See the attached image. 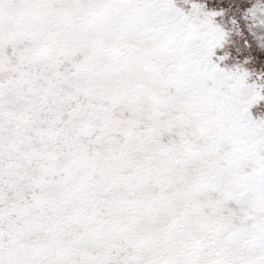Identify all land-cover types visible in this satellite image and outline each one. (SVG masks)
Here are the masks:
<instances>
[{
  "label": "snow or ice",
  "instance_id": "1",
  "mask_svg": "<svg viewBox=\"0 0 264 264\" xmlns=\"http://www.w3.org/2000/svg\"><path fill=\"white\" fill-rule=\"evenodd\" d=\"M0 264H264V0H0Z\"/></svg>",
  "mask_w": 264,
  "mask_h": 264
}]
</instances>
